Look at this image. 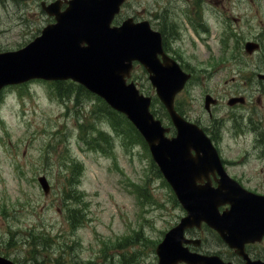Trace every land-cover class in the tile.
<instances>
[{
  "label": "rangeland",
  "instance_id": "1",
  "mask_svg": "<svg viewBox=\"0 0 264 264\" xmlns=\"http://www.w3.org/2000/svg\"><path fill=\"white\" fill-rule=\"evenodd\" d=\"M191 1H171L172 18L166 23L161 20L163 27L168 24V33H176L175 41L182 43L186 63L198 69L189 88L197 96L202 90L197 83L207 84L212 91L213 85L234 90L247 76L235 75L231 81L234 70L246 67L241 64L247 59L252 67L257 64V54L247 53L243 44L264 40V0H198L192 8L197 11L194 27L181 14ZM151 3L127 0L124 10L143 19ZM47 20L33 0H0V50L25 44ZM171 20L178 22L175 30ZM225 34L229 37L224 45ZM222 56L225 67L210 65ZM247 68L251 67L244 71ZM133 74L140 76L134 79L140 89L152 94L143 71L137 67ZM78 96L75 92L74 97ZM73 98L63 96L60 84L43 81L11 86L0 94V254L15 262L118 264L107 257L122 253L126 264H143L145 259L149 263L155 245L181 207L143 147L125 149L119 138L121 129L130 141L138 142V138L124 119L106 116L104 103L97 97L80 93L78 101ZM252 105L262 107L256 102ZM155 108L162 116L158 103ZM116 119L120 121L117 129ZM244 146L226 133L220 143L230 158L241 155ZM112 147L116 160L111 157ZM237 169L247 171L254 188L264 193L261 162L247 156ZM40 175L49 183L47 193L38 183ZM144 180L147 189L141 204L131 192V182Z\"/></svg>",
  "mask_w": 264,
  "mask_h": 264
},
{
  "label": "water",
  "instance_id": "2",
  "mask_svg": "<svg viewBox=\"0 0 264 264\" xmlns=\"http://www.w3.org/2000/svg\"><path fill=\"white\" fill-rule=\"evenodd\" d=\"M88 1L90 3H83L77 8L75 6L68 8L69 10L67 9L68 11L63 15L64 18L61 19L59 30L56 32L50 30L52 33L55 32L54 34H43L21 49L0 53V86L34 76L44 78L71 76L97 91L112 106L118 108L120 100L122 104L126 95L123 77L129 73L130 61L136 55L144 24H139L134 29L126 26L120 31L121 52L112 43L103 40H88L89 45L86 48H79L84 35L94 36L97 33V30L88 23L105 25L109 19L108 4H96L98 0ZM53 5L54 3L48 5L46 10L52 12ZM254 47L255 44L246 43L248 51ZM58 61L63 66L59 65ZM50 65L53 66L51 71ZM185 77L176 69L174 72L166 73L164 82H170V87L165 91L166 100L172 97L171 92L173 95V92L180 89ZM124 91L125 94H122ZM146 123L150 125L149 136L146 138L150 145H156L151 146L154 156L166 178L176 188L179 199L187 209L186 218L190 223L197 224L204 219L216 228L224 223L233 226L234 230L242 233L241 235L252 234L254 238L264 233V196L249 193L235 184L227 185L224 191L210 187H202L200 190L188 184L187 181L195 179L198 175L201 169L200 163H203L202 161L196 163L192 159L190 154L192 142L185 137L181 139L178 137L171 142L163 143L165 140L162 139L161 134L159 135L158 125L149 122L144 115L140 118L139 124L144 128ZM198 140L200 139L195 138V141ZM199 146L207 150L210 143L208 146L207 142H200ZM207 158L210 164L214 166L217 164L218 157L215 151H212ZM39 180L46 189L44 177H39ZM225 202L230 203V208L220 214L217 207ZM0 264L15 263L0 256ZM250 264H264V262Z\"/></svg>",
  "mask_w": 264,
  "mask_h": 264
},
{
  "label": "flooded vegetation",
  "instance_id": "3",
  "mask_svg": "<svg viewBox=\"0 0 264 264\" xmlns=\"http://www.w3.org/2000/svg\"><path fill=\"white\" fill-rule=\"evenodd\" d=\"M256 41V40H254ZM244 74L247 75V82L245 81L244 84H241L238 89V91L233 92L231 95L229 93H224L221 95L220 101H222V97L228 98L232 95L234 96H244L245 100L243 103H241L239 106L237 105H232L228 107H232L228 109L226 115L230 116L229 119H226L227 121H224V117H217V116H212L213 112L212 110H206L205 111V116L206 118H210L209 121L205 120L201 116H198L196 118V121L203 126L207 132L210 138H212L213 141L217 140L220 138L221 130L227 127H236L237 125L249 127L245 131H243V136L245 135H250L252 138L251 141V151H254L257 153V155L260 158L264 157V105H262V101H264V79L260 77V75H264V43L261 44L260 46V54L258 57V62L251 68H247L244 71ZM242 89V90H240ZM216 98H219L217 96ZM252 98L254 99L253 103H259L262 107L257 108L256 105L248 106V103L252 102ZM219 101V99H218ZM242 110H239L240 108H245ZM236 108V109H235ZM257 118V119H256ZM232 131V130H231ZM219 141L216 143L217 150H220V153L224 154L222 152V149L219 145ZM243 153L245 155H248L250 151L248 149H244ZM221 157V155H220ZM222 162L224 164V168L226 173L234 178L240 185L243 187H246L248 189H251V182H254L250 176L245 175L243 172L236 170L233 166L229 167L230 162H232V159H226V163L223 161L222 157ZM210 184L212 186H216V175L214 173H209L208 174ZM199 184H204L206 183L205 179L202 178L201 181L198 182ZM252 190V189H251ZM225 208H227L226 205H222L219 207V210L222 211ZM192 235L196 232L195 230H191ZM198 233V232H197ZM200 238V242L198 246H193L190 245V249L193 251H197L201 254H218L223 260L225 261H231L236 264H242L243 260L241 257L237 256L235 254V251L233 249H228L224 245L220 244V242L217 241L214 246L210 245L207 242V236L202 238L201 236L197 235ZM264 238V237H263ZM262 245L260 243H254V244H247L245 246L246 252L249 254L251 257H258L260 253H262ZM176 264H185L183 262H177Z\"/></svg>",
  "mask_w": 264,
  "mask_h": 264
},
{
  "label": "bare ground",
  "instance_id": "4",
  "mask_svg": "<svg viewBox=\"0 0 264 264\" xmlns=\"http://www.w3.org/2000/svg\"><path fill=\"white\" fill-rule=\"evenodd\" d=\"M255 42H257V41H255ZM184 92L186 94H188L194 100H204V101H206L208 103H211V98H210L209 94L204 92V91L199 92V95L197 96L189 89V87H185L184 88ZM223 94L224 93H222L221 95H223ZM221 95L218 98L219 101L221 99ZM228 101H229V97L228 98L222 97V101L221 102H228Z\"/></svg>",
  "mask_w": 264,
  "mask_h": 264
}]
</instances>
